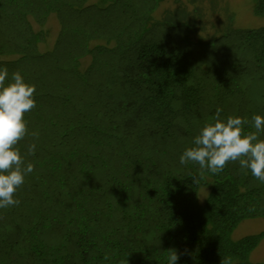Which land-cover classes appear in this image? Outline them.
<instances>
[{
    "label": "trees",
    "instance_id": "trees-1",
    "mask_svg": "<svg viewBox=\"0 0 264 264\" xmlns=\"http://www.w3.org/2000/svg\"><path fill=\"white\" fill-rule=\"evenodd\" d=\"M165 1L0 0L5 85L18 71L36 86L18 144L34 170L0 209V264H168L169 249L177 264H264L251 259L264 231L232 237L264 217V182L239 161L217 174L179 161L218 107L255 130L264 25L208 33L182 0L159 13Z\"/></svg>",
    "mask_w": 264,
    "mask_h": 264
},
{
    "label": "clouds",
    "instance_id": "clouds-1",
    "mask_svg": "<svg viewBox=\"0 0 264 264\" xmlns=\"http://www.w3.org/2000/svg\"><path fill=\"white\" fill-rule=\"evenodd\" d=\"M8 69H0V209L18 206L15 197L24 184L27 174L32 173L34 164L25 162L18 144L29 130L25 114L36 107V86L25 81L20 72L11 75ZM221 108H217L211 122H207L194 137L193 146L186 148L179 158L181 165L198 164L201 170L213 174L220 173L229 162L239 161L242 169L250 170L252 176L264 182V115L252 117L254 131L246 132L247 119L240 116L221 118ZM38 138V132H32ZM36 143L28 145L26 155H34ZM194 182L197 179L193 177ZM179 254L168 250V264H177ZM221 264H232L231 257L221 259Z\"/></svg>",
    "mask_w": 264,
    "mask_h": 264
},
{
    "label": "rangeland",
    "instance_id": "rangeland-1",
    "mask_svg": "<svg viewBox=\"0 0 264 264\" xmlns=\"http://www.w3.org/2000/svg\"><path fill=\"white\" fill-rule=\"evenodd\" d=\"M187 12L193 13L196 9L199 18L207 26L206 32L212 33L231 22L236 27H261L264 25V16L256 15L253 11L254 0H182L180 2ZM177 3L165 1L159 7V13L164 9H175ZM35 29H39L38 23L33 21ZM45 28L48 30V37L45 42L40 43L41 49L51 47L56 39L59 30L58 19L55 14H51L47 19ZM85 60L84 63H86ZM206 188L202 190V195L206 193ZM201 193V191H200ZM205 198H200L203 201ZM264 231V217H255L242 220L234 229L232 237L238 239L244 235ZM253 261L264 262V239L252 251Z\"/></svg>",
    "mask_w": 264,
    "mask_h": 264
}]
</instances>
